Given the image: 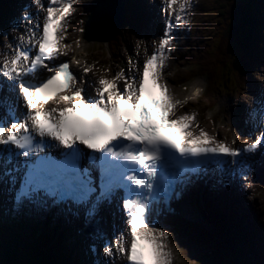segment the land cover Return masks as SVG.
Here are the masks:
<instances>
[{
    "label": "snow or ice",
    "instance_id": "snow-or-ice-1",
    "mask_svg": "<svg viewBox=\"0 0 264 264\" xmlns=\"http://www.w3.org/2000/svg\"><path fill=\"white\" fill-rule=\"evenodd\" d=\"M76 3L48 0L45 7L43 0H35L44 13L42 22L29 27L12 54L0 59V76L10 82L9 93L18 92L26 109L22 119L15 118L11 96L0 94V105H6L13 117L10 125L0 119V151L9 162L35 156L34 161L25 160L27 172L17 201L43 192L55 202L91 203V217L122 191L127 233L118 238L116 251L128 264H172L170 233L150 226L154 206L178 198L177 187L190 182L202 168L246 163L242 156L264 150V132L243 148L232 147L203 128L194 133L197 113L177 114V107L187 100L174 98L162 82L163 70L174 39L172 30L189 22L191 0H163L168 21L138 78L126 76L123 70L111 78L101 75L96 95L91 96L70 62L53 66L70 49L64 40ZM24 18L30 20V14L25 12ZM91 70L83 68L84 73ZM50 101L65 106L48 108ZM50 149H58L60 158L40 155ZM93 171H98V184ZM104 251L113 255L110 246Z\"/></svg>",
    "mask_w": 264,
    "mask_h": 264
},
{
    "label": "rangeland",
    "instance_id": "rangeland-1",
    "mask_svg": "<svg viewBox=\"0 0 264 264\" xmlns=\"http://www.w3.org/2000/svg\"><path fill=\"white\" fill-rule=\"evenodd\" d=\"M91 1L93 2V0H82L81 5L78 7V12L73 16V19H74L73 27L76 26L77 24L85 25L86 20H83L81 18V16H85L86 15V13L88 11L87 8L90 7L91 4L89 5V3ZM8 2H10L12 5L10 7H8V8H6V3H8ZM128 2L132 6L130 9L134 10L137 7L141 8L142 7L141 2H143V1L142 0H131V1L128 0ZM135 2H138L139 4L135 5L134 4ZM18 3H19V1L17 2L16 0H5V8H6L5 10L6 11L5 10L3 12L0 11V20H2L4 18V16H6L7 14L15 15L16 13H18V11H19ZM149 4L152 5L151 2H149ZM238 12H239L238 9H236L235 13H234L235 17L238 16ZM198 13H199V10H198ZM129 15L131 16L130 12H129ZM260 15L264 16V2H263V9L260 12ZM194 17H195V13L193 14V19H194ZM193 19H192V21H193ZM197 20H198V17H197ZM212 20H213V22H209V25H210V27H218V30L223 33V37H224L223 42L227 46H236L235 40H236V38L238 36V33L240 32V29H241V28L238 29L239 24H236L235 21H232L230 23L231 24L230 25L231 28L229 29V30H232V31L227 34V32H226V26L227 25H225L224 23H220L219 19L215 16V14L212 17ZM137 24L138 23H136V22H132L131 24H128V26L123 28L122 31H121V32L125 33V35L128 38L129 43L132 44V45H134V41L136 39H142L143 38V35H140V32L138 30ZM201 26H204V25L201 24ZM121 27H123V26H121ZM228 28L229 27H227V29ZM75 30L76 29H73L72 33H75ZM140 31H141V28H140ZM102 41H105V40H102ZM107 42L106 41L105 42H90L89 43V47L92 48V50L96 49V51L93 53L94 55L100 56V57H97L102 62L101 66L99 68L103 72L104 71H109V73H112L111 69H115L116 66H118V65L112 63L113 60H115V59L111 58L110 55L107 52V49H108ZM86 48L88 49V46ZM246 51L250 52V53L252 52V50L249 49V48H247ZM81 53H82V56H90L88 54V51H86V50L85 51H81ZM261 57H264V54L263 55L261 54ZM254 60H252V62ZM129 65H130V62H129V64L127 66H129ZM166 76H167V78H170L171 81L176 79V74L175 73L174 74L166 73ZM260 76H261V74H260ZM254 78H256V77H254ZM200 80L204 81V79H200ZM252 81H253V79L249 78L248 83H251ZM170 86H171L173 92L178 93L182 97L186 96L187 91H188V86L186 88H182V86L180 87V86H177L175 84H170ZM245 86H247V84ZM241 91H242V89H241ZM246 96L249 97L250 93H247L246 91H243L242 94H241V101L240 100H236V101H238V102L240 101V102H243V103L247 102L248 101V97H246ZM186 99H188L187 103L189 104V106H190L191 103H193L196 100V99L189 100V98H186ZM204 105H205L204 101H201L200 103H198V107L203 108L202 106H204ZM203 110L206 113L205 112L199 113L200 117L202 119H204L209 126H213V130L217 134H219L218 130H220V132H221L220 135H222L225 138L230 137L232 134H233V139L237 138V134L232 133L233 129L236 126L235 125L236 122L234 120L230 119V123H228L227 119H225V117L222 114L220 115V119L216 118V117H218V115L221 112H218V113H216V115H214V114L211 113L210 110H207L206 108H203ZM229 113L234 118L236 117V113L234 111L230 110ZM207 114H210L211 117L209 118V116ZM207 118H209V119H207ZM222 120H226L227 126L225 124H224V126L220 125ZM263 181H264V178L260 179L259 183L258 182L256 183V188H254V189L252 188L253 191H254V194L252 196H251V193L246 194V197H247V202H246L247 203V207L246 208L248 210H250L251 207H252V209H255L257 211V213H261V215H262L261 222L262 223H264V186L260 185V187H258V185L261 184ZM252 189H249L250 192L252 191ZM236 197H238V196L236 195ZM234 199H236V198H234ZM236 200H237V204L240 207L239 199H236ZM247 220L248 221L250 220L249 219V215L247 216ZM24 224L26 226L29 225V224L35 225L33 222L32 223L24 222ZM50 226H52V229L49 226H47V227H42L41 226V227H39L38 231L41 232V233H43L44 231H47L48 235H54V236H56V239L61 237V239L59 240V243H57L58 247H64L65 246L63 248V254L65 255L67 253L68 256H72V251H71V254H70L68 252L69 248L64 244L65 241H62V237L64 235L67 237V235L69 233L66 230L62 231L59 228L58 224H53V225H50ZM162 229H164V230L166 229L165 225L162 227ZM167 232L169 233V231H167ZM183 232L184 233H182V234H183L184 240L182 239V242H180V243H177L176 241H174L173 238H172V235L170 234L169 248L171 249V252L174 253V264H183L182 262L185 263V261L187 259H189V257L187 255L184 256V255H182L180 253V250L182 248H188L189 251L192 250L193 252H195L196 249H198V244L194 243L192 240L189 239L188 234H187L186 231H183ZM260 234L262 236V242H260L259 244L262 245V244H264V229H263V227L261 229V233ZM255 239L258 240V238L256 236H255ZM189 244L191 245L190 248L188 246ZM58 247H56V248H58ZM262 249H264V247H262L261 250ZM241 254L242 255L238 256L237 258L246 259V261H244V262L242 261L245 264H249V263L256 264V261H258L260 259V258L257 259V257H258L257 254L258 253H257V249H256V247L254 245H253V248H251L249 250L244 248V250L241 251ZM233 262L238 264L237 260H235V259L233 260Z\"/></svg>",
    "mask_w": 264,
    "mask_h": 264
},
{
    "label": "bare ground",
    "instance_id": "bare-ground-1",
    "mask_svg": "<svg viewBox=\"0 0 264 264\" xmlns=\"http://www.w3.org/2000/svg\"><path fill=\"white\" fill-rule=\"evenodd\" d=\"M134 4L138 5L139 3L135 2ZM141 5H142L143 12L145 13V9L147 8V4L145 2H141ZM158 9H159V16L157 15L158 13L156 12L157 17H159V18H160V16L163 17V9H162L161 5L158 6ZM158 23H159V21H157V24L151 23V25L156 26V28H158L159 27ZM84 34H85V32H82L80 34L82 39H85ZM86 45H87V42H86V40H84L80 49L79 50L77 49V51H75L73 55L75 56V54H76L77 58H79L81 55L82 49H85L87 47ZM73 51H71V52H73ZM78 67L81 69V68H83V65L79 64ZM249 78H250V76L247 75V77H246L247 82L249 81ZM200 82H203V80H200V79L197 80L195 82V84L192 86V89L195 85L199 84ZM260 98H262V96H260ZM262 100L264 101V99H262ZM15 101L16 100L14 99L13 100L14 107H16ZM201 101H203V100H195L196 105H193V107H198V103H200ZM17 108H18V110L20 109L19 106ZM2 109H7V106L6 105H0V110H2ZM233 110L236 113L235 106H233ZM192 111L196 112L197 110H196V108H192ZM201 113H203V112H201ZM237 117L243 123H245L244 120L240 116H237ZM207 119H209V118H207ZM201 120H202V124L204 125V127L206 128V130L208 132H210V133L213 132V134L216 133L213 130V126H209L204 119H201ZM218 133L221 134L220 130H218ZM11 181H14V180H5V181L1 180V182H0V208L2 205V201H4V199L7 197V193L9 194L10 188H12V184H9V182H11ZM237 189L238 190H236V194L239 195V201H240V204L242 207V209L240 211H243L242 212L243 217H247L249 215L250 223H251V220L253 219L255 222H257V225H259L258 226L259 230H261L262 229L261 227L264 228V223L261 222V218H260L259 213H257V211L255 209L248 210L246 208L247 207V203H246L247 198L245 197L244 191L242 190V187H240V186H238ZM226 208L229 212H232L235 209H238L239 205H231V207L228 208V206H227ZM46 212L47 211L42 212V214H46ZM222 216L223 215H220V218H222ZM49 218H50V222H57L59 228L62 231L66 230L69 233L67 235V237L65 235L62 237V241H65L64 244L69 248L70 253L72 251V256L61 255V258L63 259L64 264H68L67 259H68L69 263L71 261V264H72V262H73V264H90V262H93L92 261L93 260L92 250L89 249V245H88V242L91 239V237L88 234L81 232V230L83 229V227L85 225L83 219L81 217L76 218V217H72V216L65 215V214H62L61 216H58V217L49 214ZM30 220H32L33 222H37V223L39 222L40 223L43 219L41 217L34 216ZM47 220H49V219L47 218ZM106 224H107V221L104 222V225H106ZM259 230H258V236H257L258 240L252 239V236H251V239L254 241V245L257 249L258 254L260 251L263 250V249L261 250V248L264 247V244H262V245L259 244L260 242H262V236H261ZM21 238H24V236ZM61 251H63V250L61 249ZM192 253H193V255H195L194 252H192ZM172 255H173V253H172ZM118 259L120 261L119 264H125V263H122V258L120 256L118 257ZM194 261L197 263L196 260H194Z\"/></svg>",
    "mask_w": 264,
    "mask_h": 264
},
{
    "label": "trees",
    "instance_id": "trees-1",
    "mask_svg": "<svg viewBox=\"0 0 264 264\" xmlns=\"http://www.w3.org/2000/svg\"><path fill=\"white\" fill-rule=\"evenodd\" d=\"M221 220H224L221 218ZM239 228L236 227V230ZM241 229V228H240ZM239 229V230H240ZM212 238L214 240H218L219 246H215V249H210L208 251H204V253L199 254L196 256L194 264H237L234 263L233 260H237L238 256H241V251L243 245L239 242V236L235 235L233 237V234L229 235V239L226 233H223L222 230L218 227L215 226V229L212 230ZM222 240V241H221ZM51 241V240H50ZM15 239H9L7 241L1 242L0 243V260H3V264H16L14 263V257L16 256L17 258L20 259L21 264H64V261L61 257L54 256L55 259L51 258L49 259H43L40 257L39 254L35 253L34 258L29 254V249L26 245L25 242L15 245L16 244ZM221 250L223 253H221ZM3 253V254H2ZM14 253V255H13ZM2 254V255H1ZM25 260H23V257Z\"/></svg>",
    "mask_w": 264,
    "mask_h": 264
},
{
    "label": "water",
    "instance_id": "water-1",
    "mask_svg": "<svg viewBox=\"0 0 264 264\" xmlns=\"http://www.w3.org/2000/svg\"><path fill=\"white\" fill-rule=\"evenodd\" d=\"M106 1H110V7L111 8H108V15L109 16H105L104 17V16H97V15L94 16V15H92L91 25L95 29H98V28H101V27H110V28H112L118 22L115 18H111L110 17V14H112L113 9H115V7H116V0H106ZM108 21H112V24L108 25V23H107Z\"/></svg>",
    "mask_w": 264,
    "mask_h": 264
}]
</instances>
